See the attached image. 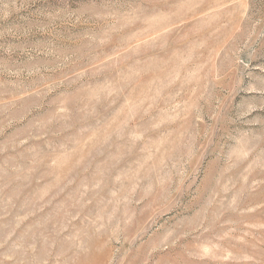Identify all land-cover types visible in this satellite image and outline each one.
<instances>
[{"label": "rangeland", "instance_id": "1", "mask_svg": "<svg viewBox=\"0 0 264 264\" xmlns=\"http://www.w3.org/2000/svg\"><path fill=\"white\" fill-rule=\"evenodd\" d=\"M0 264H264V0H0Z\"/></svg>", "mask_w": 264, "mask_h": 264}]
</instances>
